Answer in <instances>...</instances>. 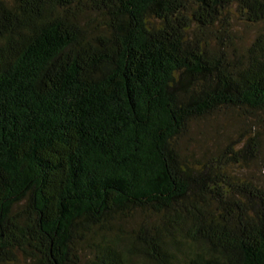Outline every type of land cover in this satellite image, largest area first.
Masks as SVG:
<instances>
[{"label":"trees","instance_id":"trees-1","mask_svg":"<svg viewBox=\"0 0 264 264\" xmlns=\"http://www.w3.org/2000/svg\"><path fill=\"white\" fill-rule=\"evenodd\" d=\"M0 264H264V0H0Z\"/></svg>","mask_w":264,"mask_h":264},{"label":"rangeland","instance_id":"rangeland-1","mask_svg":"<svg viewBox=\"0 0 264 264\" xmlns=\"http://www.w3.org/2000/svg\"><path fill=\"white\" fill-rule=\"evenodd\" d=\"M234 30L244 48L250 46L257 33V28L242 22L236 23ZM243 124L237 112L224 111L213 118L194 123L181 142L190 156L200 159L238 140ZM250 171H256V166L253 165Z\"/></svg>","mask_w":264,"mask_h":264}]
</instances>
